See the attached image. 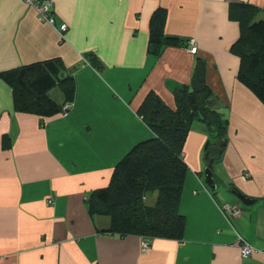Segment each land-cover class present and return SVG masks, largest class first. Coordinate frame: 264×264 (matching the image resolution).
Segmentation results:
<instances>
[{
	"label": "crops",
	"instance_id": "1",
	"mask_svg": "<svg viewBox=\"0 0 264 264\" xmlns=\"http://www.w3.org/2000/svg\"><path fill=\"white\" fill-rule=\"evenodd\" d=\"M238 2L259 6L264 17V0H52L53 26L29 0H0V264H264V103L239 80L240 57L230 50L241 35L231 17ZM159 7L164 32L184 43L151 51ZM53 58L74 79L72 106L44 118L16 111L14 89L1 74ZM201 59L200 76L229 125L223 146L202 123L187 135L182 237L148 238L144 248L139 234L104 231L110 218L91 215L90 194L153 136L139 111L148 94L175 105V91L191 84ZM211 160L215 188L205 180ZM157 195L148 192L145 202ZM243 242L254 247L248 256Z\"/></svg>",
	"mask_w": 264,
	"mask_h": 264
},
{
	"label": "trees",
	"instance_id": "2",
	"mask_svg": "<svg viewBox=\"0 0 264 264\" xmlns=\"http://www.w3.org/2000/svg\"><path fill=\"white\" fill-rule=\"evenodd\" d=\"M260 9L250 2L232 6L231 17L240 22L241 35L230 50L240 57L239 80L264 103V17H258ZM165 19L166 10L161 7L152 15L151 51L162 44L184 43L182 38L164 32ZM63 72L62 61L53 58L4 71L1 76L14 89L16 111L44 118L62 113L64 104L72 103L74 79ZM199 81L205 83L203 76ZM57 85L65 94L62 103L51 95ZM212 95L213 90L205 83L199 91L190 84L177 88L175 105L153 93L144 99L139 111L153 136L137 143L117 163L109 185L95 189L89 196L91 215L110 218L104 231L122 236L139 234L145 239L182 237L185 216L179 212V202L188 170L183 157L187 135L196 120L221 140L228 130L229 120ZM153 190L158 191L157 199L149 204L145 196Z\"/></svg>",
	"mask_w": 264,
	"mask_h": 264
},
{
	"label": "built area",
	"instance_id": "3",
	"mask_svg": "<svg viewBox=\"0 0 264 264\" xmlns=\"http://www.w3.org/2000/svg\"><path fill=\"white\" fill-rule=\"evenodd\" d=\"M29 1L34 3V5L37 8L42 20H45V21L49 22L51 25L56 26V17L52 11V0H29ZM66 29H67V23H65V22L61 23L58 26V30L61 33H63ZM188 46H189L190 52H192V53L197 52L198 46L194 42V39H190L188 41ZM71 106H72V103L66 102L64 104L63 112H66L67 109L70 108ZM244 176L247 177L248 174L245 173ZM222 207L225 208V210H229L234 215H239L242 211L239 206L229 204V203L223 204ZM142 244H143L144 248L148 247L150 244V241L148 239H143ZM253 250H254V247L249 242H243L242 243L241 253L243 256H248L249 254L252 253Z\"/></svg>",
	"mask_w": 264,
	"mask_h": 264
},
{
	"label": "water",
	"instance_id": "4",
	"mask_svg": "<svg viewBox=\"0 0 264 264\" xmlns=\"http://www.w3.org/2000/svg\"><path fill=\"white\" fill-rule=\"evenodd\" d=\"M205 72H206V60L201 59L199 61L198 65L196 66L194 74L192 76V80H191V84L190 85L192 86L193 89L199 91V90H202L205 87V83L199 81V76L205 74ZM226 141L227 140L224 139L221 142V145L223 146L226 143ZM212 160H213V158H212ZM212 160L209 162L208 166L204 169V173H205L206 183L211 188H215L216 184L214 182L215 178H214V174H213V163H212ZM237 195L246 204H249V203L253 202V199L248 197V196H246L245 194L237 192Z\"/></svg>",
	"mask_w": 264,
	"mask_h": 264
},
{
	"label": "rangeland",
	"instance_id": "5",
	"mask_svg": "<svg viewBox=\"0 0 264 264\" xmlns=\"http://www.w3.org/2000/svg\"><path fill=\"white\" fill-rule=\"evenodd\" d=\"M51 95L53 96V98H55L57 101H61L62 99H63V93H62V90L60 89V87L57 85V86H55L52 90H51ZM219 106H221V105H219ZM219 108V107H218ZM199 123H202L203 124V122H201V121H199V120H196L195 121V124H199ZM205 145H207V142H206V144ZM214 146L213 145H211V153H213L214 152V150L212 149ZM143 242V241H142Z\"/></svg>",
	"mask_w": 264,
	"mask_h": 264
}]
</instances>
